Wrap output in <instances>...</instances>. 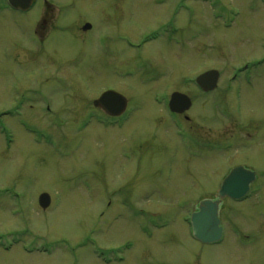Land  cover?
<instances>
[{
	"label": "rangeland",
	"instance_id": "obj_1",
	"mask_svg": "<svg viewBox=\"0 0 264 264\" xmlns=\"http://www.w3.org/2000/svg\"><path fill=\"white\" fill-rule=\"evenodd\" d=\"M47 1L0 0V264H264V0ZM235 167L258 178L201 245L189 217Z\"/></svg>",
	"mask_w": 264,
	"mask_h": 264
},
{
	"label": "water",
	"instance_id": "obj_2",
	"mask_svg": "<svg viewBox=\"0 0 264 264\" xmlns=\"http://www.w3.org/2000/svg\"><path fill=\"white\" fill-rule=\"evenodd\" d=\"M11 8L27 11L33 0H7ZM88 28V27H86ZM219 74L215 70L207 71L197 77L196 84L204 92L213 91L216 88ZM95 108L103 109L108 115L118 117L124 113L127 107L126 99L114 91L104 92L93 102ZM191 107L190 99L180 93H173L169 99V111L183 114ZM254 172L243 167L232 169L223 179L218 198L215 200H204L198 204L197 211L190 217L191 235L201 245H212L218 243L222 238V227L219 219V206L221 200L228 198L239 201L245 198L250 190V185L255 181ZM39 206L45 210L50 199L48 195L42 194L38 199Z\"/></svg>",
	"mask_w": 264,
	"mask_h": 264
},
{
	"label": "flooded vegetation",
	"instance_id": "obj_3",
	"mask_svg": "<svg viewBox=\"0 0 264 264\" xmlns=\"http://www.w3.org/2000/svg\"><path fill=\"white\" fill-rule=\"evenodd\" d=\"M37 1H38V0H34V1H33V5H32V7L30 8L29 12L32 11V10L35 8V6H36V4H37ZM47 2H48L47 0H41V4H42L44 7H45L46 5H49ZM29 12H27V13H29ZM81 30H82V29H81ZM246 82H247V85L250 84L249 81H246ZM193 85L195 86V89H196L197 91L202 92V91H201V90L195 85L194 82H193ZM250 85H252V84H250ZM202 94H203V93H202ZM184 119H185L186 122H188V120H187L186 117H184Z\"/></svg>",
	"mask_w": 264,
	"mask_h": 264
}]
</instances>
